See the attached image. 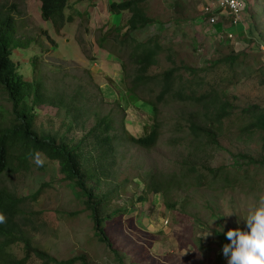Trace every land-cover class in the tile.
<instances>
[{
    "label": "rangeland",
    "instance_id": "obj_1",
    "mask_svg": "<svg viewBox=\"0 0 264 264\" xmlns=\"http://www.w3.org/2000/svg\"><path fill=\"white\" fill-rule=\"evenodd\" d=\"M115 1L119 0L76 3L73 17L68 10L67 22L57 31L42 19L41 0H0V10L11 9L18 28L16 38L23 44L12 55L19 72L31 82H41L49 95L76 98V106L88 111L79 120L84 128L74 126L69 130L73 119L65 110L38 107L34 129L58 141L66 138L80 143L98 117L113 118L114 150L109 160L114 163L109 177L99 175L102 185L97 194H114L104 210V216L111 218L105 231L125 264H227L222 246L230 241L223 230L243 228L249 210L264 196V134L244 132L251 118L240 120L244 109H264V0H243L248 7L239 13L234 27L223 12L218 13L217 26L205 24L209 0H148L145 4L148 17L157 24L138 39L160 34L161 43L175 51L177 65L185 64L200 72L206 81L201 93L214 87L224 89L234 106L217 138L219 147L206 151L197 149L188 132L186 120L196 108L172 96L158 104L161 134L157 146L146 150L128 140L127 133L144 137L150 132L147 128L156 123L151 106L142 100L155 102L161 84H148L134 96L128 90L129 82L123 79L127 74L117 62L113 67L98 62L96 52L102 47L109 54V62L117 57L123 64L121 50L112 52L107 48L112 38L103 40L113 36L112 29H126L131 17L128 12L113 14L109 7ZM13 5L17 8H11ZM164 57L163 70L171 67ZM233 57L237 59L235 65L226 62ZM162 67L152 69L150 75L161 74ZM182 73L184 81L191 79L189 73ZM128 74L132 76L134 71L129 69ZM184 86L178 81L175 91ZM4 100L0 91V105L11 109ZM192 161L197 172L186 179L183 176ZM244 162L250 163L248 170L238 167ZM88 165L92 170L90 160ZM224 168L235 185L233 189L223 188L226 183L213 181L207 171ZM197 177L205 182L203 186L197 184ZM46 184L53 188H48L37 202L25 205L40 227L39 233L32 234L37 248L58 261L84 257L87 264H119L115 253L97 241L91 212L77 200L58 163H47L43 171L15 176L11 189L27 198ZM151 184H159L158 194L148 189ZM9 251L18 260L24 258L22 246L10 247ZM29 264L42 261L35 257Z\"/></svg>",
    "mask_w": 264,
    "mask_h": 264
},
{
    "label": "trees",
    "instance_id": "obj_2",
    "mask_svg": "<svg viewBox=\"0 0 264 264\" xmlns=\"http://www.w3.org/2000/svg\"><path fill=\"white\" fill-rule=\"evenodd\" d=\"M70 1L41 0L42 19L48 24H53L56 30L60 31L67 22L66 12L71 10V16H69L72 18V7H75L76 3L87 0H77L72 5ZM147 1L119 0L112 3L109 10L113 14L121 15L128 12L131 17L126 29L123 27L112 29L113 32H110V35L113 36L103 38V40L112 38L113 42H110L107 48L112 52L119 48L124 55L123 64L119 58H116L120 61L123 74H127L123 79L129 82L128 90L134 96H138L139 88L155 82L161 84V93L155 102L142 100L144 105L151 106L156 123L151 128H147L150 132L144 137L136 138L127 133L128 140L146 150L156 147L161 134L159 133L161 124L158 122L160 116L158 104L162 103L166 97L172 96L196 108L186 123L189 125L188 132L197 149L202 148L201 150L206 151L207 148L219 147L217 138L223 133V125L232 116L234 106L225 95L224 89L214 87L209 92L201 93L206 81L199 76L200 72L185 64L177 65L175 51L161 43L160 34L140 41L145 31L157 24L156 20L150 19L146 13ZM11 8L16 9L17 6L13 5ZM10 12L11 9L8 12L0 10V91L5 97L4 102L11 107L7 109L6 106L0 105V177L3 175L0 178L3 184V187H0V264H29L35 257L41 260L42 264H87L84 257L58 261L49 252L38 249L32 237L33 233H39L40 227L35 214L27 213L25 205L28 204L27 202L32 204L37 202L48 188H53L52 184L43 185L38 192L27 198H23L16 189H11L15 176L43 171L47 163L59 164L61 174L72 184L71 188L77 200H80L86 210L91 212L97 241L115 253L119 264H125L118 251L114 250V245L105 231V224L111 218L104 216V210L114 198V194L112 191H107L105 195L97 194L102 185V178L99 175L109 177V168L114 163L109 160V155L114 150V138L111 135L115 130L114 120L110 116L98 117L96 125L80 143L71 140L68 142L66 138L58 141L52 136L41 135L35 131V111L38 107L47 105L59 111L65 110L73 119L69 130H72L74 126L84 128V123H80L79 120L86 117L88 111L84 107L76 106V98L69 97L67 100L60 93L49 95L41 82H31L19 72L12 55L13 51L21 50L23 44L16 38L18 29L16 19ZM207 19L208 16L205 14L204 21L207 22ZM48 40H51L50 37ZM27 42L31 43V40ZM164 55V58L171 63V67L163 70L161 59ZM236 61V57H233L226 62L235 65ZM158 67H162L160 68L162 73L150 75L152 69ZM129 69L134 71V75L128 74ZM182 71L189 73L191 79L184 81ZM178 81L186 86L175 91ZM241 113L240 120L251 118V121L242 129L244 132L258 131L264 134V109L253 106L242 110ZM89 139L92 140L91 143H87ZM90 146L91 149L87 152ZM195 155L191 154L193 160ZM87 156L90 157L87 158ZM239 158L245 161V157L239 156ZM89 160L93 164L92 170L88 169ZM247 164L250 163L244 162L238 167L248 170ZM207 171L213 181L226 183L223 188H235L229 180L226 168ZM196 172L197 167L192 161L188 164L187 174L183 177L187 179V176L191 177ZM248 172L245 171L244 174ZM202 176L205 177V175ZM196 181L199 186L205 184L199 177ZM148 189L158 194L159 184H151ZM13 246H22L23 259L18 260L8 251Z\"/></svg>",
    "mask_w": 264,
    "mask_h": 264
},
{
    "label": "clouds",
    "instance_id": "obj_3",
    "mask_svg": "<svg viewBox=\"0 0 264 264\" xmlns=\"http://www.w3.org/2000/svg\"><path fill=\"white\" fill-rule=\"evenodd\" d=\"M243 221V228L223 230L225 239L230 241L222 246L223 258L227 264H264V196Z\"/></svg>",
    "mask_w": 264,
    "mask_h": 264
},
{
    "label": "built area",
    "instance_id": "obj_4",
    "mask_svg": "<svg viewBox=\"0 0 264 264\" xmlns=\"http://www.w3.org/2000/svg\"><path fill=\"white\" fill-rule=\"evenodd\" d=\"M205 7V14L208 16L207 22L209 26H217L218 25V13H226V16L229 17L232 26H236L239 22V13L244 11L246 4L243 0H209ZM230 12L231 15L230 16ZM230 39H233L231 36Z\"/></svg>",
    "mask_w": 264,
    "mask_h": 264
},
{
    "label": "crops",
    "instance_id": "obj_5",
    "mask_svg": "<svg viewBox=\"0 0 264 264\" xmlns=\"http://www.w3.org/2000/svg\"><path fill=\"white\" fill-rule=\"evenodd\" d=\"M96 53H98V55H99V57H101V58H99L98 57V62H100V61H103L104 62V64H107L108 66L109 65H112V67H113V65H117V63L119 64V66L121 67V65H120V61L118 60V59H116V58H112V60L109 62L108 61V57H109V54L108 53H105L102 49H101V47L99 48V50H98V52H96ZM117 62V63H116ZM112 67H107V69L108 70H111L113 73H114V71H116V69H114V68H112ZM119 67V68H120Z\"/></svg>",
    "mask_w": 264,
    "mask_h": 264
}]
</instances>
